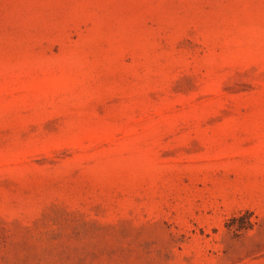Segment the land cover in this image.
Returning a JSON list of instances; mask_svg holds the SVG:
<instances>
[{
  "label": "rangeland",
  "instance_id": "1",
  "mask_svg": "<svg viewBox=\"0 0 264 264\" xmlns=\"http://www.w3.org/2000/svg\"><path fill=\"white\" fill-rule=\"evenodd\" d=\"M0 264H264V0H0Z\"/></svg>",
  "mask_w": 264,
  "mask_h": 264
}]
</instances>
